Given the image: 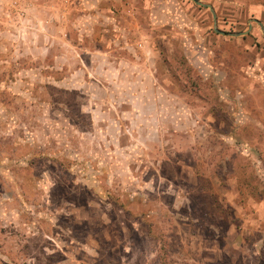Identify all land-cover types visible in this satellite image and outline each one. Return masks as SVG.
Instances as JSON below:
<instances>
[{"label": "rangeland", "instance_id": "rangeland-1", "mask_svg": "<svg viewBox=\"0 0 264 264\" xmlns=\"http://www.w3.org/2000/svg\"><path fill=\"white\" fill-rule=\"evenodd\" d=\"M91 1L0 0V264H264L261 27L137 0L124 35L158 58L134 99L76 84L82 42L124 36ZM222 2V31L264 21V0Z\"/></svg>", "mask_w": 264, "mask_h": 264}, {"label": "crops", "instance_id": "crops-1", "mask_svg": "<svg viewBox=\"0 0 264 264\" xmlns=\"http://www.w3.org/2000/svg\"><path fill=\"white\" fill-rule=\"evenodd\" d=\"M213 1L214 2H211L210 4L202 0L200 2L212 6L216 16L217 14L219 15L220 23V19L222 16L220 15V10H218L219 8L216 5L220 2H223L222 0ZM136 3L137 0H93L89 2V4H87V8L90 10H94L97 15H100L103 18V20H101V25L107 27L111 26L121 31L124 35V33L127 32L126 30L128 29L140 28L141 20L138 15L143 12V6V8H147V6L149 7V4H147L149 2L146 0L142 7L135 5ZM197 5L199 8L209 9V11L213 15L212 10L208 6H202L199 4ZM127 11L130 12V15H125L122 17L119 15L120 13H126ZM94 12L90 11L89 13L90 15H92L91 13ZM104 20L108 23L105 24ZM252 21L258 24L264 33V21H260L257 18L251 19L249 27L252 26V28L254 26L251 23ZM257 21H259L261 25ZM216 28L217 27H215V31ZM251 30H248L249 33L251 32ZM223 32L224 34L216 31V33L218 34L230 36L227 34L229 32ZM138 33L139 32H135L134 36H131L129 31L128 35H124L123 37H121V35H118L116 38L112 39L102 37L100 39H97L95 42L90 41L89 44H87L86 42H82L84 43V49L82 51V57L84 58H82V65L77 67L73 73H75L74 75H89L91 77H94L95 80H82L80 81L81 83L76 82V84L80 85L81 88L91 87L92 85H95V88L97 90H114L118 92V94L127 92L130 93V95L134 99L136 97V92L146 93L148 90H151V88H148V86H150V83L147 82V79H152L151 77L153 76V67L151 66V63L147 64V62L149 63L152 58H158V51L152 44L149 43L152 41H149L148 38L150 36L148 34L141 33L143 34V36H141V34ZM246 35L231 37L245 38ZM129 77H132V80H129ZM124 80L126 81L124 82ZM154 100L155 102H157L158 100L160 101L161 96L158 99H153V101ZM112 104L114 107H117L120 105V102L117 100L113 101ZM146 104L147 102H137V100H135L132 104V109H142V107ZM156 106L158 108V112L159 110H162L161 106H158V104H156ZM144 115L143 118L145 121L146 117H144Z\"/></svg>", "mask_w": 264, "mask_h": 264}, {"label": "water", "instance_id": "water-1", "mask_svg": "<svg viewBox=\"0 0 264 264\" xmlns=\"http://www.w3.org/2000/svg\"><path fill=\"white\" fill-rule=\"evenodd\" d=\"M192 1H194L195 3H197V4H199V5H202V6H208V7L212 10L213 15H214L215 27H216V26H217V16H216L215 11H214V9L212 8V6H210V5H206V4H204V3H202V2H200V1H198V0H192ZM257 22L260 23L259 21H257ZM260 25H261V23H260ZM251 28H252V26L249 27V30H251ZM216 31L219 32V33L224 34L223 31H220V30L217 29V28H216ZM248 33H249V31H247V32H240V33H227V34L230 35V36H240V35H246V34H248Z\"/></svg>", "mask_w": 264, "mask_h": 264}]
</instances>
